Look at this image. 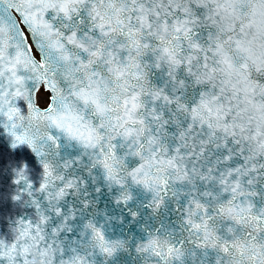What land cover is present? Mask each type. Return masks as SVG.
Returning <instances> with one entry per match:
<instances>
[{"label":"snow or ice","instance_id":"snow-or-ice-1","mask_svg":"<svg viewBox=\"0 0 264 264\" xmlns=\"http://www.w3.org/2000/svg\"><path fill=\"white\" fill-rule=\"evenodd\" d=\"M0 264H264V0H0Z\"/></svg>","mask_w":264,"mask_h":264}]
</instances>
